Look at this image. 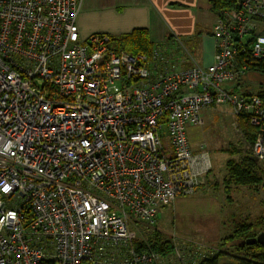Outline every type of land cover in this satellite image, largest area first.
Segmentation results:
<instances>
[{"label":"built area","instance_id":"1","mask_svg":"<svg viewBox=\"0 0 264 264\" xmlns=\"http://www.w3.org/2000/svg\"><path fill=\"white\" fill-rule=\"evenodd\" d=\"M81 1L0 0V264L197 263L213 248L138 251L133 227L205 183L210 157L189 137L203 110L248 118L264 161V99L239 63L264 60V0L218 17L210 65L178 36L150 53L82 40Z\"/></svg>","mask_w":264,"mask_h":264},{"label":"crops","instance_id":"2","mask_svg":"<svg viewBox=\"0 0 264 264\" xmlns=\"http://www.w3.org/2000/svg\"><path fill=\"white\" fill-rule=\"evenodd\" d=\"M217 19L212 0H82L77 25L82 40L93 33L118 37L138 28L147 29L154 44L178 36L190 50L196 43V61L210 65L215 54L212 31ZM256 24V32L264 36V15ZM195 134L192 129L189 135L194 151L204 139V135ZM201 188L161 207L155 223L156 231L171 235L174 244L192 254L199 247L213 248L225 235L222 198L203 193Z\"/></svg>","mask_w":264,"mask_h":264},{"label":"rangeland","instance_id":"3","mask_svg":"<svg viewBox=\"0 0 264 264\" xmlns=\"http://www.w3.org/2000/svg\"><path fill=\"white\" fill-rule=\"evenodd\" d=\"M182 41L187 46L186 41ZM259 79L260 76L246 74L242 78V85L244 89L258 93L264 90V83ZM243 86H240L239 90H242ZM202 117L203 124L200 127L189 129V133L193 129L197 133L195 135H204V139L198 142L195 152L200 153L203 150L207 152L212 164L210 172L206 175L205 183L201 186L203 188H200L203 193L215 194L222 198L225 235H229L232 233L235 222L241 220L254 222L258 217H264V161L254 159L249 149L250 143L238 128V117L229 106L207 108L202 111ZM163 142L166 146L169 145L166 130H164ZM247 157L256 163L254 171L262 179L259 183L242 184L231 180V167L241 163ZM133 230L141 241L146 240L147 236L156 231L155 227L146 228L139 224L134 226ZM160 236L167 239L172 238L163 231L160 232ZM226 250L228 253L221 256L220 262L236 263L235 247L228 243Z\"/></svg>","mask_w":264,"mask_h":264},{"label":"trees","instance_id":"4","mask_svg":"<svg viewBox=\"0 0 264 264\" xmlns=\"http://www.w3.org/2000/svg\"><path fill=\"white\" fill-rule=\"evenodd\" d=\"M239 0H212V10L221 16L226 10H235L238 7ZM172 38L169 36L168 40ZM114 44L118 50H126L132 53H150L155 44L151 42L149 32L147 29H134L131 33L118 37H112ZM196 43H192L194 49ZM193 49H191L194 54ZM246 62L248 65V73L251 75L260 76L259 81L264 83V60H254L253 58L242 54L239 58V63ZM264 99V90L258 92ZM238 128L243 132L246 140L252 143L255 140L256 129L249 122V119L240 116L238 117ZM256 159V158H254ZM257 160V159H256ZM256 163L251 158H245L241 163H237L231 167V180L237 183H259L262 179L254 171ZM264 232V217H258L254 222H247L246 220L237 221L234 223L232 233L223 236L218 241L212 250V253L197 261V263L190 262L189 257L187 264H264V244H241V241L251 237H255L259 233ZM234 241V242H232ZM236 241V242H235ZM228 243L235 247L237 253L234 257L236 263H221L220 258L226 255L228 251L226 246ZM134 245L138 251L154 250L166 256L174 251V243L172 239L163 238L160 232L154 231L146 240L134 241ZM39 264H52L51 261H43Z\"/></svg>","mask_w":264,"mask_h":264},{"label":"water","instance_id":"5","mask_svg":"<svg viewBox=\"0 0 264 264\" xmlns=\"http://www.w3.org/2000/svg\"><path fill=\"white\" fill-rule=\"evenodd\" d=\"M256 243L264 244V232L259 233L255 237H251L241 241V244H248V245L256 244Z\"/></svg>","mask_w":264,"mask_h":264}]
</instances>
